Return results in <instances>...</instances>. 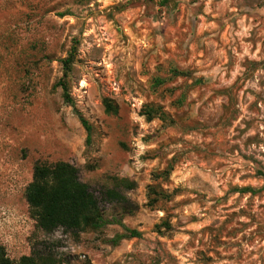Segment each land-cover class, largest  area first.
Segmentation results:
<instances>
[{
    "label": "rangeland",
    "instance_id": "374dc122",
    "mask_svg": "<svg viewBox=\"0 0 264 264\" xmlns=\"http://www.w3.org/2000/svg\"><path fill=\"white\" fill-rule=\"evenodd\" d=\"M59 162L117 223L37 228L25 192L36 164ZM123 226L142 237L114 245ZM0 247L14 264L33 249L56 264H264V0H0Z\"/></svg>",
    "mask_w": 264,
    "mask_h": 264
},
{
    "label": "trees",
    "instance_id": "16d2710c",
    "mask_svg": "<svg viewBox=\"0 0 264 264\" xmlns=\"http://www.w3.org/2000/svg\"><path fill=\"white\" fill-rule=\"evenodd\" d=\"M64 64L66 78L71 69V61L66 60ZM58 85L62 88L65 102L73 106L74 103L69 95L67 82L63 80ZM105 107L107 113L116 112V108L108 101H105ZM158 112L159 110L148 106L144 108L143 116L148 121H152ZM77 115L87 132V143L90 144L93 128L81 114L77 113ZM25 197L31 218L36 222L37 228L45 234H53L59 229H63L67 233L79 234L87 230L98 231L112 223H117L116 220L107 221L104 218L98 198L91 191L90 186L81 182L78 170L69 163L36 164L32 182L26 189ZM103 198L110 203H128L127 198L116 190L105 192ZM124 231V234L118 235L112 240L114 245L122 240L140 239L142 237L141 233L136 230H129L124 227ZM0 264H14L7 257L3 247H0ZM19 264L56 263L33 249L32 255L23 257Z\"/></svg>",
    "mask_w": 264,
    "mask_h": 264
}]
</instances>
